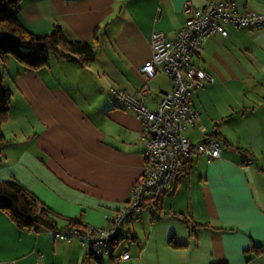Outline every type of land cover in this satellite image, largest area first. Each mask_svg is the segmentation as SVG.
I'll use <instances>...</instances> for the list:
<instances>
[{
    "label": "crops",
    "instance_id": "1",
    "mask_svg": "<svg viewBox=\"0 0 264 264\" xmlns=\"http://www.w3.org/2000/svg\"><path fill=\"white\" fill-rule=\"evenodd\" d=\"M187 1L210 0H22L18 21L28 31L41 36L58 26L95 50L91 62L56 55L36 71L11 57L1 63L12 95L1 125L0 181H18L59 228L70 221L81 226L71 230L106 227L140 178L142 123L111 87L135 93L142 86L152 33L172 38ZM230 1L264 14V0ZM227 30L193 57L214 83L193 89L200 118L187 131L193 144L218 137L221 155L190 158L157 218L144 211L128 222L129 243L116 253L126 249L130 258L114 263L76 236L20 228L0 211V264H264V27ZM149 85L146 104L155 108L171 84L159 73Z\"/></svg>",
    "mask_w": 264,
    "mask_h": 264
},
{
    "label": "built area",
    "instance_id": "2",
    "mask_svg": "<svg viewBox=\"0 0 264 264\" xmlns=\"http://www.w3.org/2000/svg\"><path fill=\"white\" fill-rule=\"evenodd\" d=\"M183 13L186 20L172 38L161 31L152 33V55L139 69L145 79L142 86L135 93L111 87L117 101L132 109L142 123L144 169L140 178L131 187L124 205L106 216V227L58 231L67 241L78 237L81 245L91 247L96 256L112 257L114 263L130 258L126 249L116 253L119 242L129 236L128 222L144 211L152 219L157 218L159 200L172 189L184 163L201 155L209 159L221 155L223 145L218 137L208 136L193 144L187 135L200 118L191 101L193 89L214 83L213 77L194 63V55L202 52L206 39L216 35L227 37V25L236 29L264 27V14L248 8L240 11L230 0H210L204 6L187 1ZM159 73L167 76L171 89L161 93L155 108H150L146 104L149 81Z\"/></svg>",
    "mask_w": 264,
    "mask_h": 264
},
{
    "label": "trees",
    "instance_id": "3",
    "mask_svg": "<svg viewBox=\"0 0 264 264\" xmlns=\"http://www.w3.org/2000/svg\"><path fill=\"white\" fill-rule=\"evenodd\" d=\"M21 2L22 0H0V61L2 63L11 57L24 69L36 71L48 65L51 53L59 58L79 63L94 60L95 50L91 44L66 38L58 26L49 34L41 36L28 31L18 21ZM11 95L10 88L4 82L3 72H0V148L5 142L1 125L7 119ZM189 161L190 159L184 163L173 186L190 169ZM160 202L161 199L159 204ZM0 211L20 228L51 231L74 227L81 229L76 221H70L67 227L59 228L51 217L49 209L13 179L0 181ZM172 245L176 246L173 239Z\"/></svg>",
    "mask_w": 264,
    "mask_h": 264
},
{
    "label": "rangeland",
    "instance_id": "4",
    "mask_svg": "<svg viewBox=\"0 0 264 264\" xmlns=\"http://www.w3.org/2000/svg\"><path fill=\"white\" fill-rule=\"evenodd\" d=\"M57 56L55 55V54H53V53H51L50 54V58L53 60V59H55ZM2 62L0 61V72H1V67H2V64H1ZM7 70L10 72L11 71V69L10 68H7ZM127 240H122V242H121V244L122 245H127ZM129 243V242H128Z\"/></svg>",
    "mask_w": 264,
    "mask_h": 264
}]
</instances>
